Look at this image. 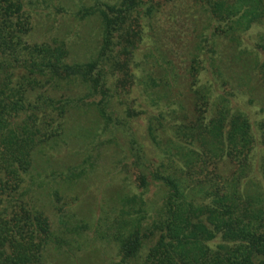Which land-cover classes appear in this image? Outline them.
<instances>
[{
  "label": "trees",
  "instance_id": "1",
  "mask_svg": "<svg viewBox=\"0 0 264 264\" xmlns=\"http://www.w3.org/2000/svg\"><path fill=\"white\" fill-rule=\"evenodd\" d=\"M55 1L0 0V264H264V0L100 3L75 60Z\"/></svg>",
  "mask_w": 264,
  "mask_h": 264
},
{
  "label": "rangeland",
  "instance_id": "2",
  "mask_svg": "<svg viewBox=\"0 0 264 264\" xmlns=\"http://www.w3.org/2000/svg\"><path fill=\"white\" fill-rule=\"evenodd\" d=\"M111 1L113 0H60V2L56 0L49 10H47L51 12L52 19L48 21L44 20L43 24H36L30 38L36 43L51 42L55 38L64 39L70 48L71 57L74 60L83 59L96 46L98 41V25L96 17H86L82 20L83 14L80 11ZM166 19V16L161 17V22L162 20L166 21ZM189 21V19L180 20V25H184V23L186 25L183 38L185 41L189 40L191 38L190 35H192L193 23ZM259 30V27H255L250 33L251 35L248 40L251 37L253 39ZM181 60H184V58ZM133 125L139 131V134L143 135L145 133L146 121L144 118L135 120ZM105 174L103 172L102 176ZM106 176L109 178L107 174Z\"/></svg>",
  "mask_w": 264,
  "mask_h": 264
}]
</instances>
